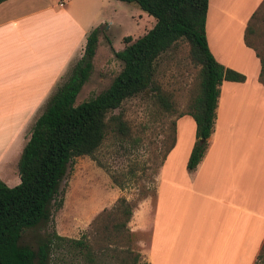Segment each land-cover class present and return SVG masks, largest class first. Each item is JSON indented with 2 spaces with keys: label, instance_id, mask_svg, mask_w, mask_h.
<instances>
[{
  "label": "crops",
  "instance_id": "0c3cea01",
  "mask_svg": "<svg viewBox=\"0 0 264 264\" xmlns=\"http://www.w3.org/2000/svg\"><path fill=\"white\" fill-rule=\"evenodd\" d=\"M254 1L245 14L226 17L212 9L219 10L221 0L208 1V48L219 63L246 79L222 81L208 148L194 169L183 165L180 174L170 164L180 144L178 123L189 115L177 120L175 143L159 168L154 199H145L129 222L131 231L148 234L142 254L148 264H253L262 247L264 84L260 60L244 41L250 16L262 2ZM71 6V0L0 4V168L13 161L16 175L14 160L29 139L38 105L84 51L88 32ZM216 15L233 23L226 29L236 32L232 40L217 36L223 28ZM179 175L184 185L175 179ZM4 181L15 186L20 177Z\"/></svg>",
  "mask_w": 264,
  "mask_h": 264
},
{
  "label": "trees",
  "instance_id": "16d2710c",
  "mask_svg": "<svg viewBox=\"0 0 264 264\" xmlns=\"http://www.w3.org/2000/svg\"><path fill=\"white\" fill-rule=\"evenodd\" d=\"M6 0H0V4ZM135 3L155 19L142 36H125L123 49L115 51L122 68L110 84L88 100L76 98L91 69L100 28L86 36L83 55L73 65L64 82L49 97L44 110L32 126L29 139L18 160L20 182L8 186L0 179V264H56L55 254L67 250L71 256H83L97 264L108 259L114 264H148L129 246L120 248L122 238L130 242L133 233L128 223L134 205L119 197L114 205L103 209L88 232L79 238L63 237L52 228L37 241V246L21 242L30 228L47 226L54 211L63 205V180L75 157H94L108 134L131 138L123 112L113 113L131 98L153 97L166 112L175 111L170 91L157 80L161 57L180 44L189 46L191 60L200 65L198 83L190 95L186 113L195 123V142L186 167L192 170L208 148L216 118L219 86L222 81L243 82L245 75L219 63L208 48L205 22L209 0H120ZM264 18V0L252 13L245 28V44L254 49L260 60L259 81L264 84V55L253 41L259 35L257 22ZM133 141H138L134 139ZM175 143L174 134L162 160ZM119 187L123 184L112 175ZM253 264H264V242Z\"/></svg>",
  "mask_w": 264,
  "mask_h": 264
},
{
  "label": "rangeland",
  "instance_id": "374dc122",
  "mask_svg": "<svg viewBox=\"0 0 264 264\" xmlns=\"http://www.w3.org/2000/svg\"><path fill=\"white\" fill-rule=\"evenodd\" d=\"M71 1L73 15L85 26L88 33L94 27L100 28L90 75L76 98V103H79L105 89L118 74L122 62L115 56V51L124 48V37L131 36L134 40L142 36L152 28L155 19L135 3L120 0ZM220 4L219 10L214 7L212 9L219 11L222 17L229 16L226 14L230 12L241 16L255 4V1L221 0ZM217 21L218 28H223L218 31L217 36L230 35L228 39L232 40L236 32L226 29L227 25L230 24L231 27L233 23L229 22L228 18L221 20L220 15ZM256 26L260 34L253 35L252 41L264 55V18L259 20ZM82 55L83 52L75 58L57 86L66 80L71 68ZM199 68L200 65L191 60L189 46L186 43L166 52L159 60L156 77L163 89L171 92L175 101V111L171 113L164 111L154 102L151 94L149 97L125 100L113 113L123 112L131 138L120 139L109 133L94 157L88 155L75 157L62 183L64 187L62 207L54 211L52 221L47 226L27 229L22 235L21 242L36 247L38 239L45 236L52 228L63 237L79 238L89 231L97 215L103 209L112 207L117 198L124 197L132 202L133 213L136 210L138 212L145 199L153 200L157 175L164 161L162 157L172 140L174 126L176 131L177 120L188 115L186 108L190 95L197 88ZM50 96L45 97V101L38 105L36 112H40L37 113V117L44 110ZM191 121V117L188 116L178 123L180 144L170 164L176 168L178 174L181 173L183 165L186 168L188 155L191 152L190 143L193 138L195 139V129ZM31 129L32 127L28 128L27 133L31 132ZM133 138L138 141L134 142ZM19 157L20 155L14 160L16 168ZM12 168L13 161H10L9 166L0 168L2 170H0V179L4 181L5 177L14 178V176L19 178L18 174L12 173ZM112 175L123 184L122 188L114 183ZM175 179L181 185L185 184V179L181 175ZM9 186H13V183H9ZM146 206L148 204L144 205ZM128 227L131 228L130 223ZM131 232L133 235L130 242L122 238L120 248L129 246L131 250L140 254V261H145L142 254L148 242V234ZM55 261L56 264H97L86 260L83 256H71L64 249L55 254ZM105 264H114V262L108 259Z\"/></svg>",
  "mask_w": 264,
  "mask_h": 264
}]
</instances>
